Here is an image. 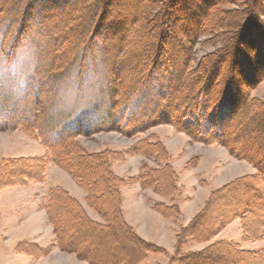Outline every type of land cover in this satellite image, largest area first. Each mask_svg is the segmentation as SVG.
Instances as JSON below:
<instances>
[{
	"label": "rangeland",
	"instance_id": "obj_1",
	"mask_svg": "<svg viewBox=\"0 0 264 264\" xmlns=\"http://www.w3.org/2000/svg\"><path fill=\"white\" fill-rule=\"evenodd\" d=\"M85 1L0 0V264H89L60 249L45 206L51 190L58 186L69 189V194L70 191L78 194L79 183L72 174L73 162L68 160L74 157L80 165L94 164L78 158V149L87 153L109 151L111 170L119 176L131 177L144 165L156 167L160 164L154 155L133 151L137 143L144 139L160 140L171 151L172 161L181 170L185 194L191 199H203L199 191L204 179L216 187L223 180L258 172L247 160L232 156L220 145L192 140L186 133L177 131L173 122L153 123L145 130L131 134L104 126L86 134L71 135L68 140L65 137L54 141L50 134L62 126L61 122L72 123L81 115L96 121L113 113L114 120L119 121L122 116L117 115L118 109L129 105L138 110L136 116L141 122L161 114L166 110L165 100L169 99L170 87L176 83L170 74L172 69L165 64L174 66V61L178 64L182 51L187 56L190 88L189 94L182 95L177 103L182 108L198 106L200 98L197 97L203 87L217 75L211 70L212 65L228 46L224 37L218 35L222 31L218 29L217 33H212L205 29L211 20H218L219 24L226 22L224 15L220 16V10L219 15L212 14L209 21L207 17L201 22L204 31L195 37L192 31L198 23L194 27V17L183 6L185 0H173L169 10L166 3L169 5L170 0H146L138 1V4L133 0H93L92 5L83 10ZM113 3L117 4L115 10L110 9ZM134 5L137 6L135 9ZM225 5V9L239 8L235 4ZM66 6L68 9L64 10ZM73 6L77 10L81 8L80 15L76 12L77 17L64 20V12H69ZM135 17L139 19L135 20ZM125 26H129L128 37L119 41L116 37ZM130 29L133 31L129 32ZM254 43L250 40L240 44V48L236 46L234 50L239 48L241 52H238V58L234 54L235 60L241 62L244 59L241 55L246 50L248 56L255 57L259 47ZM251 44L254 47L248 48ZM166 53L173 63L168 62ZM263 54L264 50H260L258 60ZM240 64L237 66L241 67ZM151 70L150 77L144 79V72ZM209 72L213 73L212 77ZM234 73L237 78L232 86L225 83L220 86L223 87L222 94L232 90L235 96L237 92L246 97L249 93L248 102H255L250 113H245L247 118L242 116L235 125L242 124L248 134L262 130L256 124L264 115V79L249 92L251 71L243 75L239 71ZM200 74L203 76L195 81L199 84L191 86L192 79ZM130 85H137V90L125 95ZM33 88L39 91L40 97H35ZM181 112L190 113L188 109ZM137 121L136 124L143 123ZM241 136L246 137L250 147L253 146L245 132ZM43 158L47 160L41 161ZM236 160H239L238 168L229 164ZM28 161L30 166H27ZM192 161H197V165L192 166L195 164H191ZM184 166L188 171L184 172ZM79 186L87 197L86 189ZM233 199L238 202L243 197L233 196ZM195 202L197 206L200 201L195 199ZM86 205L89 206L87 199ZM216 205L223 204L217 199ZM164 226L162 222L153 241L159 243L164 239ZM241 227L242 220L235 218L224 228L222 238L240 242L242 248H264V237L244 243ZM70 232L75 233L76 228ZM91 242L96 246L94 241ZM164 246L167 248H164L165 253L150 255L144 264H175L170 262L174 248L168 250L166 243ZM197 248L199 246L190 243L185 250ZM213 263L231 264L220 260H213Z\"/></svg>",
	"mask_w": 264,
	"mask_h": 264
},
{
	"label": "trees",
	"instance_id": "obj_2",
	"mask_svg": "<svg viewBox=\"0 0 264 264\" xmlns=\"http://www.w3.org/2000/svg\"><path fill=\"white\" fill-rule=\"evenodd\" d=\"M91 1L93 0L85 1L86 4L83 10L92 5ZM138 1L141 3L146 0H133L135 4H138ZM172 2L173 0H170L169 5L168 2L166 3L168 10L172 6ZM225 4H235L239 8L225 9L227 7ZM183 6L194 17L196 22L193 24L194 27L198 23L192 31V36L195 35V37H198L201 31H204L201 22L205 18L208 17L207 21H209L212 14L219 15L220 11V16L224 15L223 18H226V22L220 24L218 20H211L209 24L206 22L205 29L207 31L212 33H217L218 29L222 31L218 35L224 37L223 40L226 41L225 43L228 46L224 47V50L220 52V56L213 63L211 70L215 71L217 75L213 76V81L209 79L203 87L200 92L201 95L199 94L197 97L200 98L198 106L191 107V109L182 108L177 103L183 98L182 95L189 94L190 88L186 72L187 56L185 51H182L178 64L176 61H174V66H170L168 63L165 64L167 68L172 69L170 74L173 82L176 81V83L170 87L168 101L165 100L166 110L158 116L150 117L145 122L142 121L143 124L136 116L138 110L130 105L122 106L121 109H118L117 115L122 116L119 121L114 120L116 117L113 116V113H107L106 118H97L96 121L94 119L90 121L88 115H81L75 118L72 123L64 124L61 122L62 126L59 125L60 127L55 129L50 136L54 141L65 137V140H68L67 138L71 135L86 134L104 126L116 127L120 131L124 130L131 134L135 131L145 130L148 125L153 123L173 122L172 126L177 131L186 133L194 141L224 146L232 156L247 160L258 169V172L253 175L239 177L235 181L214 190L193 220L186 226H178L176 230L177 243L170 262L175 264H214L213 260H220L229 261L231 264H264V248L245 249L238 242L232 240H218L201 250H185V247L192 241L204 242L210 240L235 218H241L242 220L243 239L245 241L261 239L264 236V115L260 116L256 124L261 126L257 128L262 130H255V132L248 134L242 124L238 126L235 125V122L239 121L242 116L247 118L245 113H250L255 102L253 104L248 102L249 93L245 94L246 97H241L237 92L235 96L232 90L224 91L222 94L223 87H220L224 83L232 86L237 78L234 72L237 71L242 75L251 71L252 78L249 79H251L250 83L252 85L250 84L249 92L250 89L256 87L264 79V54L258 60L260 50H264V0H185ZM74 7H71L69 12H64L66 16L64 20L67 21L80 15L79 10L81 8L77 10ZM136 7L134 5V9ZM241 7L243 8L241 9ZM116 8L117 4L113 3L110 6L111 10ZM63 9H68V6L63 7ZM135 11L137 12V9ZM76 12L78 14L75 16ZM132 13L134 14V10ZM137 19L139 18L135 20ZM128 28L129 26H125L124 31L121 30V33L116 37L119 41H124L128 37ZM132 31L130 29L129 32ZM169 36L167 34V37ZM250 40L255 42V47H259L257 55L252 58V56H248L249 51L246 50L245 54L241 55L244 56L241 62L235 60L236 57L240 56L238 54V52H241L240 46ZM254 44L247 47H254L252 46ZM163 46L161 44L160 47L163 48ZM236 46L239 47V50H234ZM230 47L233 50L231 53L229 52ZM62 51L58 53H62ZM166 54L168 62L173 63L168 57L169 54ZM238 63H241V67L237 66ZM152 72L153 70L144 72V79L150 77ZM209 75L212 77L213 73L209 72ZM202 76L200 74L194 77L191 86L199 84L195 81L200 80ZM136 86L130 85L126 88L125 95L127 93L132 94L137 90ZM29 88L26 90H29ZM34 91L36 92L35 97H40L39 91L33 88ZM245 101H247V104ZM179 108L181 109L179 110ZM187 109L190 112L189 114L181 112L187 111ZM100 115L102 114L98 116ZM122 119L123 122H121ZM137 120L142 124H136ZM245 125L247 126V124ZM242 132L246 133L248 140H252V147L245 139L246 137L241 136ZM38 136L40 135L38 134ZM247 147H250V149H246ZM134 150L138 153L154 155L160 164L157 167L144 165L137 177L126 179L111 170V162H109L111 158L107 150L100 153H87L85 150L78 149L76 151L78 158L94 162V164L91 163L88 166L80 165L74 157L68 160L73 162L72 174L76 181L87 191L86 199L89 207L97 211L103 221L92 220L83 205L62 187L53 188L45 206L53 224L56 241L60 249L75 254L89 264H144L150 255L166 252L163 247L140 237L135 229L125 221L121 207V188L128 182L135 181H139L143 187L154 188L156 192L172 202L171 204L155 203L154 207L164 216L178 221L181 216L178 203L181 191L177 183L178 173L171 165L172 156L162 141H152V139L147 141L144 139L143 142L137 143ZM44 160L47 159L43 158L41 161ZM193 161L190 163H195ZM77 164L81 166L80 169ZM27 166H30V163ZM92 167L95 168L92 169ZM233 196H242L243 199L237 202L233 199ZM244 196L247 198H244ZM217 199L221 201L222 206L216 205ZM73 228H76V232L71 234L70 229ZM90 240L94 241L96 246L92 245ZM102 244L105 245L103 248Z\"/></svg>",
	"mask_w": 264,
	"mask_h": 264
},
{
	"label": "crops",
	"instance_id": "obj_3",
	"mask_svg": "<svg viewBox=\"0 0 264 264\" xmlns=\"http://www.w3.org/2000/svg\"><path fill=\"white\" fill-rule=\"evenodd\" d=\"M163 144L166 146V144L164 142H163ZM215 145L217 146L218 144H215ZM221 147L226 149L224 146H221ZM167 150L169 151L170 154H172L168 148H167ZM238 161L239 160H236L235 162L234 161L229 162V164L234 165V166L236 165L235 167L238 168V166H239ZM171 165L174 167L175 171L178 173V182L177 183H178L179 189L181 190L180 191V199L178 201L179 206H180L181 216H180V219L178 221H176L173 218H169V217L164 216L160 211H158V209H156L154 207L155 203L171 204L172 202H170V200L165 198L159 192H156L154 188L143 187L139 181L128 182L127 184L122 186V188H121L122 206L121 207H122L123 217H124L125 221L135 229V231L137 232V234L140 237H142L146 241L155 243L158 246H161L167 250V248L164 246V244L166 243L168 245V248H169L168 250H173V248H174V251H175V246L177 243L176 230H177L178 226L179 225H183V226L188 225L193 220L195 215L204 207L207 199L209 198V196L211 195V193L214 190L219 189V188L225 186L226 184H229V183L235 181L239 177H243L246 175H253L255 172L253 171V172L243 173L242 176L237 175L234 178H232L226 182H224V180H223V181H221V184L218 186L216 185V187L214 185H212L208 180L204 179L201 182L203 187L199 191L200 195L203 196V199L202 198L201 199L195 198L196 200L200 201L199 205L196 206V204H198V203L195 202V199L194 198L191 199V196L189 197L185 194L184 186H183V182H182V172L175 165V162L172 161V159H171ZM195 165H197V161H196ZM195 165H192V166H195ZM186 167H187V164H186ZM186 167L184 166V168H183L185 170L184 172L188 171L186 169ZM139 173H140V171L138 172V174H134L135 176L133 175L131 177H137L139 175ZM120 177L126 178V179L130 178V177H125V176L123 177L122 175ZM222 182H224V183H222ZM62 188L65 189L66 191H69V189L65 188L64 186ZM77 188L79 189L78 194L79 193L80 194L78 195L75 193H71V191H70V195L72 197H74L75 199H77L83 205L87 214L89 215V217L92 220L102 222L103 218L101 217V215L97 211L93 210L92 208H90L89 206L86 205V192H85V190L81 191L80 186L78 184H77ZM204 189L207 190L206 193L203 192ZM79 191H81V192H79ZM203 202H204V204H203ZM201 204H203V205L201 206ZM237 219L241 220V218H237ZM162 222L165 223L164 228L166 227V231H165L164 239L158 243V242L153 241L152 239L154 238V235L156 233L160 232V229H161L160 227H161ZM226 226L228 227V224ZM224 228L217 235H215L213 238H211L208 241H204V242L192 241V242H190V243H193L195 245V247L199 246V248H197V249H190V250H201V249L205 248L206 246L210 245L211 243L218 241V240L235 241V240L230 239V238H222L221 235L224 232ZM241 229H242V227H241ZM167 230H170V232H167ZM165 236H167L166 237L167 240H165ZM173 236H174V238H173ZM261 239H263V238H261ZM242 241L244 243H248V241H245L243 239V229H242ZM161 242H164V244ZM235 242H237V241H235ZM34 243H36V242H34ZM238 243L241 244L240 242H238ZM169 244H172V246H171L172 249L169 247ZM203 245H205V246H203ZM200 246H202V247H200ZM245 249H251V248H245ZM252 249H254V248H252ZM173 254H174V252H173Z\"/></svg>",
	"mask_w": 264,
	"mask_h": 264
}]
</instances>
